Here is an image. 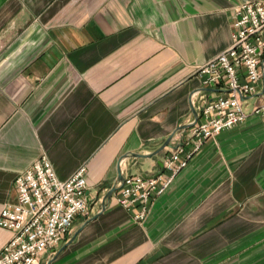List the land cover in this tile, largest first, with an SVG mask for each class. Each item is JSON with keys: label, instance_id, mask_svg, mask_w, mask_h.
<instances>
[{"label": "crops", "instance_id": "0c3cea01", "mask_svg": "<svg viewBox=\"0 0 264 264\" xmlns=\"http://www.w3.org/2000/svg\"><path fill=\"white\" fill-rule=\"evenodd\" d=\"M248 1L264 0H0V214L42 156L61 179L87 167L89 214L40 264H264L260 116L208 140L145 220L120 190L103 209L120 161L157 175L204 97L226 94L196 70L232 44ZM12 234L0 227V252Z\"/></svg>", "mask_w": 264, "mask_h": 264}, {"label": "built area", "instance_id": "2783aa9c", "mask_svg": "<svg viewBox=\"0 0 264 264\" xmlns=\"http://www.w3.org/2000/svg\"><path fill=\"white\" fill-rule=\"evenodd\" d=\"M233 28L232 44L196 70L204 86L223 88L226 94L204 97L188 139L165 158L161 174L125 176L117 200L128 210L137 207L140 221L208 140L252 115L264 121V1L237 6ZM254 96L260 101L249 110ZM15 187L17 202L6 204L0 214V227L13 233L0 252V264H40L41 256L65 238L77 217L89 214L87 167L61 179L44 155L18 175Z\"/></svg>", "mask_w": 264, "mask_h": 264}, {"label": "water", "instance_id": "95a60500", "mask_svg": "<svg viewBox=\"0 0 264 264\" xmlns=\"http://www.w3.org/2000/svg\"><path fill=\"white\" fill-rule=\"evenodd\" d=\"M258 95V94H257ZM195 114H196V120L191 123V124H187V125H184V126H180L178 128L177 131L179 130H182L184 128H188V127H192L196 121L198 120V110L195 109ZM176 131V132H177ZM175 132V133H176ZM173 136H170L156 151L152 152V153H149V154H134L135 156H143V157H152L154 155H156L157 153H159L161 150H163L165 147H167L170 143V141L172 140ZM159 165L161 166V171H159L157 173L158 174H161L164 170V162L163 161H159ZM125 181V174L122 170V167H121V161H120V167H119V176H118V179L117 181L115 182V184L110 188V190L107 192V194L105 195L104 197V200H103V209L106 208V206L108 205L109 201L111 200L113 194L120 189L121 185L123 184V182ZM92 218H89L87 221H90ZM82 229V228H81ZM79 229L77 232H76V235L80 232ZM56 256H54L51 260H49L47 263L45 264H50L52 262V260L55 258Z\"/></svg>", "mask_w": 264, "mask_h": 264}]
</instances>
